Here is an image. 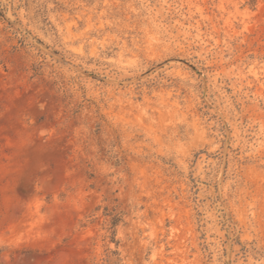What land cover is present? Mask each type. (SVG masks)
Instances as JSON below:
<instances>
[{
    "label": "rangeland",
    "instance_id": "obj_1",
    "mask_svg": "<svg viewBox=\"0 0 264 264\" xmlns=\"http://www.w3.org/2000/svg\"><path fill=\"white\" fill-rule=\"evenodd\" d=\"M0 264H264V0H0Z\"/></svg>",
    "mask_w": 264,
    "mask_h": 264
}]
</instances>
